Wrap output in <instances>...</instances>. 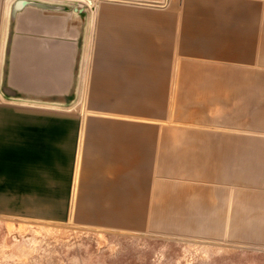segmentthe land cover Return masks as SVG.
Here are the masks:
<instances>
[{"label": "crops", "instance_id": "0c3cea01", "mask_svg": "<svg viewBox=\"0 0 264 264\" xmlns=\"http://www.w3.org/2000/svg\"><path fill=\"white\" fill-rule=\"evenodd\" d=\"M100 1L125 5L102 3L91 17L45 1L54 10L27 7L12 25L0 79V216L69 220L79 98L89 113L88 215H150L135 205L146 194L201 215L190 211L233 200L236 185L250 192L252 163L264 177V0Z\"/></svg>", "mask_w": 264, "mask_h": 264}, {"label": "rangeland", "instance_id": "374dc122", "mask_svg": "<svg viewBox=\"0 0 264 264\" xmlns=\"http://www.w3.org/2000/svg\"><path fill=\"white\" fill-rule=\"evenodd\" d=\"M15 1L0 0L2 80L6 66L3 49L12 29L11 8ZM33 1H65L77 9L67 11L80 10L91 17L100 15L102 3L111 11L125 5L94 0L96 7L91 9L86 0ZM251 93L259 95L258 90ZM73 107L82 117L83 128L70 218L55 223L0 216V264H264V177L259 174L257 162L250 169V192L246 185H236L233 200L220 195L211 200L210 207L190 211L201 215H177L185 211L170 208L152 194L138 196L135 203L143 209L139 212L150 215H88L84 160L89 113L81 98ZM235 176L236 181L244 180L241 174Z\"/></svg>", "mask_w": 264, "mask_h": 264}, {"label": "water", "instance_id": "95a60500", "mask_svg": "<svg viewBox=\"0 0 264 264\" xmlns=\"http://www.w3.org/2000/svg\"><path fill=\"white\" fill-rule=\"evenodd\" d=\"M27 7L42 8L44 10H54L55 6L33 0H17L12 4L11 20L15 22L17 15Z\"/></svg>", "mask_w": 264, "mask_h": 264}, {"label": "bare ground", "instance_id": "6f19581e", "mask_svg": "<svg viewBox=\"0 0 264 264\" xmlns=\"http://www.w3.org/2000/svg\"><path fill=\"white\" fill-rule=\"evenodd\" d=\"M78 1V0H77ZM83 2V1H82ZM91 7V6H90ZM78 13V12H77ZM58 15V14H57ZM64 15V14H63ZM24 34V33H23ZM16 36V35H15ZM16 54V53H15ZM13 74V73H12ZM16 80V79H15ZM61 96V95H60Z\"/></svg>", "mask_w": 264, "mask_h": 264}]
</instances>
